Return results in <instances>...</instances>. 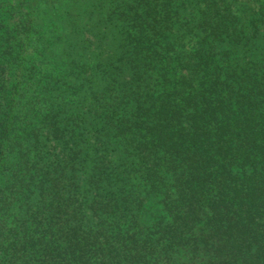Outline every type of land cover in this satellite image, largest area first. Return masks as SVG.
<instances>
[{
	"label": "trees",
	"instance_id": "obj_1",
	"mask_svg": "<svg viewBox=\"0 0 264 264\" xmlns=\"http://www.w3.org/2000/svg\"><path fill=\"white\" fill-rule=\"evenodd\" d=\"M0 264H264V0H0Z\"/></svg>",
	"mask_w": 264,
	"mask_h": 264
}]
</instances>
